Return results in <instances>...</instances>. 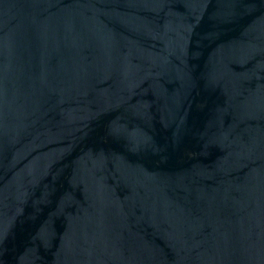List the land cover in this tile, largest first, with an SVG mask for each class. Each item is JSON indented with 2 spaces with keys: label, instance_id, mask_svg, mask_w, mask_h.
Instances as JSON below:
<instances>
[{
  "label": "water",
  "instance_id": "obj_1",
  "mask_svg": "<svg viewBox=\"0 0 264 264\" xmlns=\"http://www.w3.org/2000/svg\"><path fill=\"white\" fill-rule=\"evenodd\" d=\"M0 264H264V0H0Z\"/></svg>",
  "mask_w": 264,
  "mask_h": 264
}]
</instances>
